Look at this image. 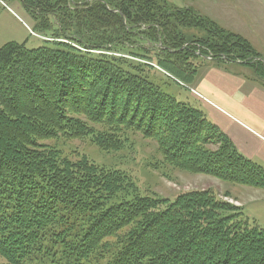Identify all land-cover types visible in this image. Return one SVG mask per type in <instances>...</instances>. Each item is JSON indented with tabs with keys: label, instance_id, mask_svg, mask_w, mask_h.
<instances>
[{
	"label": "trees",
	"instance_id": "obj_1",
	"mask_svg": "<svg viewBox=\"0 0 264 264\" xmlns=\"http://www.w3.org/2000/svg\"><path fill=\"white\" fill-rule=\"evenodd\" d=\"M20 2L36 28L55 32L37 47L0 48V264H264V229L213 189L142 194L129 174L45 143L89 137L119 150L135 131L175 168L264 190V167L198 101L167 93L171 83L187 90L161 70L191 85L188 53L264 76L244 39L167 0ZM177 18L199 20L210 41L187 40Z\"/></svg>",
	"mask_w": 264,
	"mask_h": 264
},
{
	"label": "rangeland",
	"instance_id": "obj_2",
	"mask_svg": "<svg viewBox=\"0 0 264 264\" xmlns=\"http://www.w3.org/2000/svg\"><path fill=\"white\" fill-rule=\"evenodd\" d=\"M167 1L170 5L178 8H191L198 15L215 22L222 30L242 37L251 50L256 53V60H261L264 63V0ZM49 18L51 20L50 23L53 24L56 17L51 16ZM35 19L32 13L23 7L20 0H0V48L12 41L23 43L27 48H33L43 44V40H50L53 37L52 34L55 32V29L54 32L48 30L41 32L36 28L39 23ZM177 21L175 25L179 33L187 40L200 41L208 39L210 41L211 37L205 30V27L197 25L196 22H200L199 20L192 24L189 21L179 20L178 18ZM184 45L186 46L187 43L184 42ZM191 46L197 47L196 53L198 54L199 46L194 42ZM122 56L139 62L142 61V63H147L160 69V67L154 64L153 60L150 62L131 55ZM195 56L192 57L188 53L184 54L188 69L192 66L200 68L201 65L208 64L209 62L214 63L212 65L222 64L218 61L204 59L202 56ZM215 62L218 63L215 64ZM226 64L223 63L222 65ZM228 64L229 67H232L231 69L243 71L244 74H248V76L250 75L254 79L264 82L263 74H261L262 77H257L252 66L237 62H228ZM161 70L165 76L187 90L185 92L174 83H171L164 86V90L167 93L175 95L179 100H182L187 95H190L198 102L199 100L196 97L206 100L194 92L191 85L182 83L166 69ZM154 78L155 80L163 79L160 73H156ZM190 93L196 94V97ZM127 134L128 138L119 150H103L92 143L89 137L82 139L56 137L47 140L45 143L57 148L64 157L75 159L77 155H83L99 166L117 169L129 174L133 179L134 185L142 194L160 196L172 201L177 194L195 189L203 190L211 188L220 199H224L236 206H240L242 203L241 211L244 216L250 220H254L264 229L263 189L224 182L211 175L195 174L175 168L162 160L155 141L143 138L141 134L135 131H128ZM209 147L212 149L216 148L213 146ZM0 261H3L1 257Z\"/></svg>",
	"mask_w": 264,
	"mask_h": 264
},
{
	"label": "crops",
	"instance_id": "obj_3",
	"mask_svg": "<svg viewBox=\"0 0 264 264\" xmlns=\"http://www.w3.org/2000/svg\"><path fill=\"white\" fill-rule=\"evenodd\" d=\"M212 64L201 65L191 84L206 100L190 94L242 154L264 167V88L228 63Z\"/></svg>",
	"mask_w": 264,
	"mask_h": 264
}]
</instances>
